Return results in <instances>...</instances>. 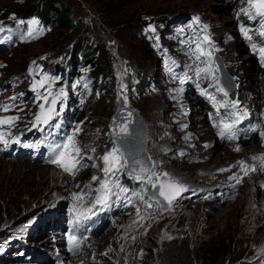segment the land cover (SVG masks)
Returning a JSON list of instances; mask_svg holds the SVG:
<instances>
[{"label":"rangeland","instance_id":"rangeland-1","mask_svg":"<svg viewBox=\"0 0 264 264\" xmlns=\"http://www.w3.org/2000/svg\"><path fill=\"white\" fill-rule=\"evenodd\" d=\"M38 1L49 5L51 11H61L66 7L70 11L72 25L67 29L59 26L49 28L42 24L34 12L26 15L28 7L33 11L32 7L39 4ZM202 1L197 0L191 6L181 0H37L28 3L25 0H0V28L10 33L16 31L12 24L24 26L21 40L11 38L9 43L0 42V117H18L10 125H0V131L7 133L5 139L9 141L7 147L0 143V264H158L166 257V253L178 248H182L184 252L189 250L199 263L264 264V179L261 175L252 173L241 181L239 190L235 192L212 190L215 183H226L228 180L224 171L216 173L218 167L226 168L219 165L221 162L213 161L215 154L205 159L199 157L194 148H187L181 151L180 158L176 161L169 159L170 155L166 156L165 165L158 168L153 160L160 155L156 144L157 141L160 142L159 134L148 143V136H151L149 131L146 133V152L152 162L151 168L158 175L162 171L167 172L169 179L187 189L182 191L173 211L162 214L159 206L152 201V207L146 208L145 201L149 200L146 192L143 200H138L132 193L142 192L148 185L125 177L124 170L119 174V182L129 189L126 194V209L119 215H109L106 226H101L93 235L95 237L87 240L78 254L70 256L63 248V253L56 249L57 246L62 247L61 235L60 238L56 237L60 234L59 228L63 223L61 218L72 222L76 214L72 211L73 204L82 203L79 211H83L95 199L94 195H87L83 202H77L73 200V193L84 191L86 185L92 189L99 186V181H93L92 176L103 177V162L100 157L115 146L111 141L109 124L117 108L127 106L136 110L149 129L153 125L150 115L156 114L153 121L157 119L155 124L161 126L164 100L170 91H166L160 74L159 60L164 44L159 42L162 35L170 37L174 26L169 30L166 27L172 25L175 17L182 14L186 16L193 10L199 11L189 19L190 35L194 37L207 25L205 17L211 20L213 33L218 32L220 24L229 27L227 29H234L232 18H235L236 23L240 22V25L244 21L239 16L238 8L245 6V0H234L233 7L220 0H216L215 2H220L214 4H202ZM240 1L243 4H239ZM196 16L200 18L199 24L193 20ZM223 16L229 18L220 22ZM7 20L11 24H7ZM20 20L25 23L19 24ZM31 20L39 23L31 25L30 36L28 22ZM150 25L155 31L148 30ZM79 33L84 36L93 35L90 42L99 40L102 45L108 46V52L113 57L111 76L103 75L101 80L94 83L93 60L83 59L80 50L76 48ZM173 36L174 34L171 35ZM233 46L241 49L238 44ZM230 49L228 46L231 56L235 53L239 57L246 55L244 49L232 52ZM62 50L64 51L61 52ZM221 50L225 53V49ZM231 62H227L228 65ZM44 63L58 64V72H49ZM247 63L251 65L249 72L258 77L253 63ZM248 64L244 67H248ZM45 73L59 78L52 90L65 87L67 91L63 112L52 121L60 124L59 129H50L43 124L33 127L35 113L39 111L38 103L43 101H36L32 84ZM174 74L175 78L181 76L179 72ZM227 74L234 85L231 92L236 94L240 87L233 75L229 72ZM176 79L174 86L180 84L179 79ZM258 79L262 87L263 82L259 77L254 83L259 89ZM190 83L192 82L186 81L180 84L181 90L172 96H179ZM201 83L215 97L211 103L225 101L214 87H209L206 82ZM244 83L241 80V84ZM143 87L144 91L140 93ZM262 87L259 98L262 96ZM12 97L16 99H10ZM101 97L106 98L97 112L96 105ZM154 101L159 103L154 106ZM5 104L9 106L8 111L2 109ZM60 108L59 102L56 111L59 112ZM77 126L80 130L75 141L81 148L79 159L85 156L87 166L79 167L75 175L58 167V176L53 181L50 175L56 171L51 169L52 163L39 166L27 163L29 161L26 158L21 161L22 157L17 155L16 147L24 144L41 145L39 148L28 147L35 159H39L44 153L50 155L47 145L59 142L58 134L61 131L65 135H71ZM16 138H19V143L12 142ZM203 139L205 138H201V141ZM219 154L226 157L223 152ZM241 154L237 153L223 163L232 161ZM41 170L46 173L45 182L38 186ZM57 183L61 186L56 190L54 199L51 187H56ZM199 193L207 199L199 201ZM254 201L257 207L251 208V202ZM58 208V214L54 215ZM137 208L140 210L139 216ZM96 215H91L86 222ZM51 217H55V220H49ZM51 222L57 223V229L52 232ZM55 238L58 240L57 246L53 241ZM224 245L230 246L226 256L221 252L222 249L214 252L216 246ZM238 255H243L244 258H236ZM219 258L222 260H218Z\"/></svg>","mask_w":264,"mask_h":264},{"label":"bare ground","instance_id":"bare-ground-1","mask_svg":"<svg viewBox=\"0 0 264 264\" xmlns=\"http://www.w3.org/2000/svg\"><path fill=\"white\" fill-rule=\"evenodd\" d=\"M181 1L182 3H187V5L191 6H193V4L197 2V0ZM215 1L216 0H203L202 4H207L209 2L214 4ZM220 1L224 2L225 4L227 2L228 5L232 7L233 3L235 2L234 0ZM220 1L215 3H219ZM238 3L243 4V1H240ZM247 7L248 5L245 3L244 7L238 8L239 16L244 18V21H241V24H243L249 29L258 30L259 24L256 21L250 20L247 15L241 12V9ZM197 12L199 11L193 10L192 13H189L186 16L182 14L178 17H175L172 22V25L166 27V29L169 30L172 26H174L172 32H170V37L162 35V37L160 38L159 43L164 44V48L162 49L160 54L161 58L159 60L160 74L161 77L164 79L166 91L169 90L170 92L166 95L167 99L164 100V110L160 119L161 126L155 124L157 119L156 121H153L156 118V114L150 115V119L153 125H150V127L152 128H147V133L149 131V133L151 134V136H148V143L149 141L154 139L155 135L159 134L158 137L160 142L157 141L156 144H158L159 146L160 155L159 157H157L156 160H154L158 168H162L165 165V160L167 159L166 156L170 155V157L168 156V158L176 161L180 158L181 151L186 150L187 148H194L195 151H198L197 155L202 158L205 157V159H209L213 154H215L213 161L221 162L219 165H222L224 168H226L223 173L228 180L225 181V178H221V180L225 181L226 183H215L211 187V189L217 191L228 190L231 192H235L239 190L238 186L241 184V182L237 183L235 179H230V177H240L242 181L243 179L247 178L252 173H254L255 175H261L262 179H264V171L260 170V162L251 159L253 156H264V138H262L260 135V133H264V65L261 64L259 56L253 54L248 42L244 40L243 36L239 31L240 22L236 23L235 18L231 17L234 21V29H227L229 27H223L220 24V29L218 30V32L213 33L212 22L211 20L205 17V21L207 23L206 29L201 28L200 34L196 37L190 35L189 19L193 13ZM160 16L163 17V15ZM223 17L224 18L221 19L220 22L227 20L226 18H229L228 16ZM234 32L239 37L236 36ZM172 34H174L173 37H171ZM204 35L209 36L212 44L215 46L214 49L211 50L212 57H220L221 61L223 60L222 68L233 75L235 82H237L238 86L240 87V89L236 92L235 98L232 100L225 99V101L218 100L217 102H215V104L211 103L213 100L211 98L212 95L210 94V90H207L208 95H204L202 94L200 89H205L204 84L201 82H206L210 85L213 83V81L211 80V78L197 80L194 71L190 70L189 67H187L192 66V68H194L197 64H199L200 67L204 66L198 61H195V58L190 55V48L194 49L197 39H200L202 41ZM253 41L259 45V36L253 34ZM225 44H228L227 47H231V52L232 50H246L247 57L246 55L239 57V54L236 53L235 55L231 56L229 54L230 51L227 50ZM237 44L238 46H240L241 49L237 47L235 48L233 46ZM203 46L207 48L206 44H203ZM221 49H225V53H223ZM246 59L248 60L246 61ZM165 61L166 65H164ZM173 61L175 63H173ZM230 61H232L230 63L231 65H228L229 63L227 62ZM247 62L253 63L256 71H258V77L249 72L248 68L251 67V65H249ZM247 64L248 67H244ZM169 68H171V71H169ZM242 69H245V71ZM175 72H179L180 75H184L185 73H187V75L191 77V79L186 81L192 82L189 85H186V90L182 89L183 91L179 96H172L173 93H176L177 91L181 90L180 84L177 83L175 84V86L173 84L177 81V79L173 77ZM248 73H250L249 76ZM178 75L179 74H177V76ZM259 77L263 82V87L258 79V89L254 83L257 82V78ZM241 80H244L245 83L241 84ZM154 83L155 82H152V84ZM197 83L199 84V88H197L196 86ZM261 87L262 96L261 98H259V91ZM144 88L145 87L140 89V93H143ZM158 103L159 101H154L153 105L156 106ZM225 103L228 104V107L223 106ZM232 103L237 104L236 109H233L231 107ZM237 111H239L241 114L247 112V116L244 117V119L235 126L233 130L232 139H228L227 137L222 138L219 135V128L214 125H219L222 119L231 122V120L234 118L232 114ZM201 138L205 139L201 141ZM254 142H257V144H255ZM237 148H239V151L236 150ZM26 150V148H23L19 151L18 154L20 156L23 155L24 157H27V153H25ZM220 152L226 154L225 156L227 158L221 157L219 154ZM240 152L242 153L240 157H237L227 163H223V161L228 160L230 157H233L235 154ZM28 160L31 163H35L39 166H46L49 159L47 157H43L40 161L32 160L30 158H28ZM84 161L87 162L86 159H84ZM239 161H244L245 164L249 166L255 165L257 167V170L249 172V174L245 176L241 169V166L235 165L238 164ZM51 169L53 168L51 167ZM221 169L222 168L218 167L216 173H219ZM55 171L56 172H53V175H50L53 181L58 176L56 174V169ZM45 174L46 173L44 170H41V173H39L40 177L38 186L42 185L45 182ZM262 185L264 188V184ZM60 186L61 184L59 185L57 183L56 187H51V194L54 199L55 194L57 193L56 190ZM197 199L199 201H203L207 198H205L201 193H199L197 195ZM229 200H231V198ZM256 202L257 204L259 203L258 201ZM251 205V208H255V201L251 202ZM60 206L61 205H59V207ZM58 210L59 208L55 210L56 214L54 215L58 214ZM53 219L55 220V217L52 218V221ZM56 226L57 223L51 222L50 231L52 232L53 229H57ZM55 233L57 234V231ZM59 235L60 234H57L56 237L60 238ZM91 239L93 238H89L88 240ZM55 240L53 241L55 246H57L58 240L57 238H55ZM57 248L59 249V252L63 253V251L61 250L62 247L57 246L56 249Z\"/></svg>","mask_w":264,"mask_h":264},{"label":"snow or ice","instance_id":"snow-or-ice-1","mask_svg":"<svg viewBox=\"0 0 264 264\" xmlns=\"http://www.w3.org/2000/svg\"><path fill=\"white\" fill-rule=\"evenodd\" d=\"M245 2L247 3L248 7L241 9V12L247 15L250 20L256 21L259 24V29H249L241 24L239 26V31L244 40L248 42L253 54L258 55L261 64L264 65V0H245ZM193 20L197 24L200 22V18L198 16L193 17ZM18 23L24 24L25 21L20 20ZM38 23L39 21L37 20H31L28 22V34L30 36L32 35L31 25H36ZM203 27L206 29L207 26L205 25ZM148 30L155 31L154 27L151 25L149 26ZM0 31H3V28H0ZM253 34L259 36V45L253 41ZM203 44H206L207 48H205ZM214 47L215 46L212 44L210 37L207 35L203 36L202 41L197 39L195 48H190V55L195 58V61H198L204 66L200 67L199 64H197L194 68H192V66L187 67L194 71L197 80L211 78L213 83L210 84L209 87H214L216 91L223 93V95L226 97L228 95L226 87L225 85L221 84L219 78L215 75V73L219 71V67L216 65V61L211 55V50H213ZM173 63L175 62L173 61ZM169 71H171V68H169ZM176 78L179 79L180 84H184L186 80L191 79L187 73ZM58 79V77H50L45 73L40 80L33 81L32 91L35 93V99L37 102L43 101V103H38L39 111L35 113L33 127H38L39 125L43 124L47 125L50 129L60 128L59 123H52V121H54L56 117L60 116L63 112V105L67 100V91L65 87H60L57 91L52 90V86ZM196 86L199 88L198 83ZM73 87H75V85H73ZM85 87H87V85H85ZM41 89H43V91H41ZM200 91L202 94L208 95L206 89H200ZM211 98L215 100L214 96ZM10 99L15 100L16 97H12ZM57 102H60L61 104L59 112L55 109ZM223 106L228 107V104L225 103ZM231 107L236 109L237 104L232 103ZM2 109L3 111H8L9 106L5 104L2 106ZM130 115L131 113H129V116ZM232 115L234 118L231 120V122L222 119L219 125H214L219 128V135L222 138H233V130L235 126L247 116V112L241 114L239 111H237ZM17 119L18 117H0V125H10L11 122ZM128 123H130V121ZM128 123L118 125L119 133H116L117 141L114 142L115 146L110 151H107L102 157H100L103 162L101 167L103 177H98L97 175L92 176L93 181H99V186L95 189H92L90 186L86 185L84 191H81L80 193H73V200L77 202H83L84 197L87 195L95 196V199L91 202V205L83 211H79V209L82 207V203L73 204L72 211L76 214L74 215L71 223L74 228L78 227L83 221L88 220L91 215H96L97 211L103 212L105 210H109L113 203L126 198V194L129 192V189L121 185L119 182V174L124 170H127V174L131 179L141 181L142 183L151 186L149 200L145 201L146 208L152 207V204L150 203L152 200H155L157 204H160L161 197H163V199L167 201L168 204H171L172 201L175 200L177 196H179L180 192L187 191L184 185H180L178 182L168 179L169 174L167 172L162 174V178L152 168L148 167L138 158V154L129 147L128 138L130 133ZM79 130V126H77L71 135H65L61 141L52 142L47 145L50 153L48 162L56 164L58 167L62 168L65 172L71 175H75V172L79 167L87 166L79 159L81 148L77 146L75 141V136ZM6 135L7 133L0 131V143L4 144L5 147H7L9 143V141L5 139ZM260 135L262 138H264V133H260ZM12 142L19 143V138H16ZM23 147L39 148L41 145L24 144ZM236 150L239 151V148ZM93 151H95V149H93ZM251 159L259 161L260 170L264 171V156H253ZM238 164L241 166L245 176H247L249 172L257 170L255 165L249 166L245 164L244 161H239ZM93 167H97V165H93ZM220 171H225V169H221ZM230 179H235L237 183L241 182L240 177H230ZM146 191H148L147 188H145L142 192H133L132 195L136 196L138 200H143L144 192ZM136 212L139 216V208L136 209ZM73 241H75V247L78 248L80 240L70 233L68 236L69 251H73ZM262 251H264V249H262ZM105 255H107V253H105Z\"/></svg>","mask_w":264,"mask_h":264},{"label":"trees","instance_id":"trees-1","mask_svg":"<svg viewBox=\"0 0 264 264\" xmlns=\"http://www.w3.org/2000/svg\"><path fill=\"white\" fill-rule=\"evenodd\" d=\"M33 2L37 0H25L26 3ZM39 2V1H38ZM31 9L28 7L26 12V15H29L31 12H34V14L39 17V20L42 22L43 25L52 28V26H59L60 28H69L72 25V20L70 17V11L65 7L61 11H51V7L49 5H45L42 2L37 3L35 6L32 7L33 11L28 12ZM24 12V13H25ZM9 23V20L6 21ZM93 35L84 36L81 33L78 34L77 42H76V48L77 50H80V55L85 60H93L94 63V83L95 81L101 80V78L111 76V69H112V62L113 57H111L110 52H108L107 47L100 43L99 40L97 41H91L90 38ZM61 50V48H60ZM62 50L61 52H63ZM45 65V63H44ZM57 67H59L58 64L52 63L45 65V68L52 73L57 72ZM99 79V80H98ZM112 79V77H111ZM111 84V83H110ZM112 86V85H111ZM111 91V90H110ZM109 91V92H110ZM106 97H101L96 105L97 112H99L100 107L102 106L103 100ZM230 246L226 245L224 246H216L214 252H219L220 249H222V253L225 256L228 254ZM243 254V253H241ZM166 257L163 258L158 264H207L206 262L199 263L197 262L192 256L190 251L184 252L182 248H178L173 250L170 253H166ZM236 258L243 259V255H238ZM222 260V258L218 259Z\"/></svg>","mask_w":264,"mask_h":264},{"label":"water","instance_id":"water-1","mask_svg":"<svg viewBox=\"0 0 264 264\" xmlns=\"http://www.w3.org/2000/svg\"><path fill=\"white\" fill-rule=\"evenodd\" d=\"M219 74L225 79L227 78L226 72L221 68L219 64ZM129 113L131 115L129 116ZM130 121V123H128ZM128 123L129 128V147L138 154V158L145 163L148 167L151 166V161L148 157L147 152H145V125L142 118L137 115V113L129 108L120 107L116 113L111 117L110 120V131L113 141H117L116 133H119L118 125ZM127 174V170H126ZM128 175V174H127ZM163 178V177H162ZM151 194V190H150ZM161 202L164 204V208H170L171 204L160 198ZM173 202V201H172Z\"/></svg>","mask_w":264,"mask_h":264},{"label":"clouds","instance_id":"clouds-1","mask_svg":"<svg viewBox=\"0 0 264 264\" xmlns=\"http://www.w3.org/2000/svg\"><path fill=\"white\" fill-rule=\"evenodd\" d=\"M16 160H19V159H16ZM20 160H22L23 161V158H21ZM29 161V160H28ZM25 162V161H24ZM28 163H31L30 161L28 162ZM52 166V168L55 170H57V167L56 166H53V165H51ZM53 217H51V218H49V220L50 219H52ZM61 220H62V226L59 228V230L61 229L62 231H59L60 232V235H61V238H62V248H63V251L66 253V254H68V255H70V256H74V255H76V254H78L81 250H82V247L86 244V242H87V240L89 239V238H94L95 236H90V237H88V238H83L82 239V242H81V244H80V247H79V250H78V252L77 253H69L66 249H65V245H64V239H63V237H64V232H65V230H66V225H71L72 223H71V221H69L68 219H66V218H61ZM56 228H57V226H56ZM66 231H68V230H66ZM60 235H59V237H60ZM56 263H59L58 261L56 262Z\"/></svg>","mask_w":264,"mask_h":264}]
</instances>
